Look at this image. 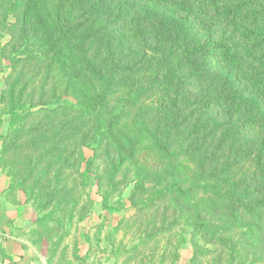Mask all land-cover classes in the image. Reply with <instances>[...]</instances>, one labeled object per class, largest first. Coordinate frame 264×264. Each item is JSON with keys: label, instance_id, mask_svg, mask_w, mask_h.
I'll list each match as a JSON object with an SVG mask.
<instances>
[{"label": "rangeland", "instance_id": "374dc122", "mask_svg": "<svg viewBox=\"0 0 264 264\" xmlns=\"http://www.w3.org/2000/svg\"><path fill=\"white\" fill-rule=\"evenodd\" d=\"M91 1L59 11L66 49L0 58V173L17 208L0 232V264H264V143L250 126L264 113V0ZM182 4L189 19L175 43L185 50L192 31L197 46L212 44L195 66L178 50L158 66L164 55L152 51L169 41L144 44L142 33L173 22ZM17 13L0 0L6 57L39 50ZM107 38L118 78L99 90L79 65ZM214 90L238 112L210 110Z\"/></svg>", "mask_w": 264, "mask_h": 264}, {"label": "trees", "instance_id": "16d2710c", "mask_svg": "<svg viewBox=\"0 0 264 264\" xmlns=\"http://www.w3.org/2000/svg\"><path fill=\"white\" fill-rule=\"evenodd\" d=\"M7 3H10L11 6H14L18 9V16L16 18L17 22H20V26L22 25V37L26 38L28 35L27 29H29V33L36 38L37 44H39V50H37L35 53H29L28 51H25L26 49H21V46L18 47H12L15 52L13 53L12 57H6L4 55H0V58L8 60L11 64H16V62L21 61V57L23 58H29L30 55L34 56L35 58L45 61L51 57V52L57 53L61 52L63 49H66L68 46V43L66 41H60L58 37H60L61 32H63V24L60 20L62 16H60L59 11L62 8H69L70 10H76L80 6H84L86 3H92L91 0H6V6ZM97 3H95L92 6L94 8H97ZM115 5H113L114 8ZM179 6V11L175 14V20L182 21V24L180 26L175 25V20L171 23H167V25L161 26L160 29L154 33H142L141 40L144 44L146 42H157L160 43L161 40L169 41V45L167 46H157L156 51H152L154 55L158 58L161 55H164L162 60H158V66L162 65H171L172 62H170L171 55L175 54L178 50L181 54L179 63L186 65L191 64V66H195L196 63L192 64L191 60L193 58H196L202 50L210 46L212 44V39L210 38L206 43L197 46V42L195 38H192L194 36V33L192 31L189 33V44L186 45V48L184 50L181 49L179 45H177L175 42L177 41V37L182 34V31L185 28V24L187 20L189 19L188 15V9L187 5H177ZM101 8L97 11V13L100 11ZM66 10V9H65ZM55 11L56 16L53 18V12ZM65 11H63L64 13ZM68 19V18H67ZM68 24L70 22L73 24L72 19H68ZM214 17H211L210 22L214 23ZM43 22H46L44 26H42L41 30H38V28L42 25ZM71 24V25H72ZM92 30H95L94 25L91 24ZM74 28V27H72ZM72 29H68L67 33H69ZM260 30V29H257ZM73 31V30H72ZM77 31V30H75ZM88 29H83L82 32L77 31L76 36L77 37H84V34H87ZM12 39L15 40L14 33L11 34ZM112 39L107 38L106 40H97L95 41V45L97 48V57L94 58V61L92 62H83L81 65H79L83 69H91V71L97 75L101 81L102 85H99V90H107L108 86L112 83V79H117V75L113 72L114 69L110 67L112 55L115 53H112L113 51V45L111 44ZM173 42V44H172ZM60 43V44H59ZM215 45V44H214ZM216 46V45H215ZM104 51V52H103ZM157 52V53H156ZM159 52V53H158ZM165 53V54H163ZM36 54V55H33ZM26 56V57H25ZM177 57V56H176ZM166 61V62H164ZM171 61H173V58H171ZM112 70V71H111ZM216 83H220L219 79L215 80ZM106 87V88H105ZM99 99L102 98L100 95L97 96ZM210 98H213L215 100L216 105H213V107L209 108L212 110V108H217L221 111H223L224 115H230L234 112H238L239 107H236L234 105H227L226 98L222 95V92H217L214 90V92L210 95ZM81 111L89 113L90 112V105L87 102H82L80 104ZM259 118L252 119L250 126L254 128H258L262 131V136L259 137V140L264 143V113L261 114ZM262 118V119H260ZM199 122L198 120L193 125V128H197ZM225 141H227V136L225 138ZM263 153L259 152L258 155V161H262L264 157L262 156ZM176 157V155H175ZM263 179V177H261ZM234 206V205H233Z\"/></svg>", "mask_w": 264, "mask_h": 264}, {"label": "crops", "instance_id": "0c3cea01", "mask_svg": "<svg viewBox=\"0 0 264 264\" xmlns=\"http://www.w3.org/2000/svg\"><path fill=\"white\" fill-rule=\"evenodd\" d=\"M9 185V179L0 173V232H9L7 229L8 222L17 217L16 205L12 204L11 200H7ZM5 249L11 255L19 254L17 240L8 237L5 242Z\"/></svg>", "mask_w": 264, "mask_h": 264}]
</instances>
